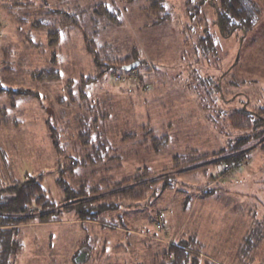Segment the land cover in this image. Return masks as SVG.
I'll use <instances>...</instances> for the list:
<instances>
[{
	"label": "rangeland",
	"instance_id": "1",
	"mask_svg": "<svg viewBox=\"0 0 264 264\" xmlns=\"http://www.w3.org/2000/svg\"><path fill=\"white\" fill-rule=\"evenodd\" d=\"M164 1L172 18L154 25L147 17V0H0V83L39 93L13 102L0 96V189L41 178L57 208L63 197L56 181L61 167L86 154L78 141L81 132L87 133L83 121L91 128L90 143L95 130L102 129L109 149L100 163L78 165L66 178L70 186L170 170L173 157L189 151L198 161L184 170L213 163L212 155L233 138L224 134L234 133L227 115L214 117L199 101L200 96L206 103L218 96L208 82H200L205 78L221 85L219 108L264 106V0H255L261 10L255 25L230 37L220 35L214 8L207 7L214 46L205 51L198 43L204 33L193 25L197 18L189 17L184 0ZM97 3L118 10L116 18L95 14ZM52 10L81 11V17L79 24H64L50 47V28L34 23L44 19L51 24L52 18L58 23L62 16ZM83 30L97 45L110 44L112 56L137 48L144 64L126 71L125 81L115 83L109 73L81 86V92L79 81L95 73ZM44 67L56 68L59 78L32 75ZM152 135L167 138L157 147ZM102 217L116 225L80 221L73 212L59 221L19 225L23 248L15 264H74L72 254L84 240L91 245L88 264H154L171 243L190 237L197 241L192 252L199 264H264V167L257 158L235 174L222 173L219 164L198 168L176 177L171 188L127 200ZM249 236L257 243H246Z\"/></svg>",
	"mask_w": 264,
	"mask_h": 264
},
{
	"label": "trees",
	"instance_id": "2",
	"mask_svg": "<svg viewBox=\"0 0 264 264\" xmlns=\"http://www.w3.org/2000/svg\"><path fill=\"white\" fill-rule=\"evenodd\" d=\"M147 2H149L146 11L148 14L147 17L153 19L152 24L159 25L172 18L170 8L164 0H147ZM184 5L189 17L197 18L193 25L198 28L200 27L202 33H204L199 37L200 40L198 41L200 47L204 48V51L205 49H212L214 46L213 36L209 32L206 15L204 13L207 7L211 6L214 8V22L218 27L220 35L223 37H230L238 32L242 34L243 31L250 30L261 14L260 5L255 0H184ZM94 9L93 12L95 14L102 13L103 11L109 16L112 14L115 18L117 13H119L118 10L113 13L112 9H109L105 3H97ZM80 12L77 11L67 14L63 10H52L50 13H53V15L62 16L60 21L57 20L58 23L54 22L55 19L52 18L53 22L51 24L46 23L43 19V22L36 20L34 25H41L45 29L50 28L47 30L49 37L48 45L50 47L55 46L59 40L64 24H79ZM65 19L68 22H62ZM203 35L206 37H203ZM83 36L87 50L93 55L95 73L93 76L79 81V90L81 92L84 91L83 89L86 85L91 82L104 80L105 76L109 73H112V79L116 75L126 74L127 72L122 69L125 65L135 61L139 62L138 66L144 64L138 49L135 47L129 49L123 57H116L112 56L113 47L110 44L103 43L97 45L93 38H91L93 36L90 35L91 37H89L85 30H83ZM10 50L11 47L4 48V55L7 56ZM53 60L55 61L56 59ZM31 73L38 79L59 78V72L54 67L35 69ZM135 78L138 79V77ZM139 79H142V76ZM205 80L206 78L200 80V82L202 84L208 82V85L213 89V94H218V96H212L208 103L203 101L204 99L200 96L198 97L199 101L203 103V108H208L210 115H214V117L227 115L229 128L234 133L226 132L224 134L227 137L233 138L228 143H224L212 155L215 158L214 162L205 166L219 164L222 173L228 170L235 174L240 173L243 167L249 164L252 159L260 158L261 165L264 167V162L262 161L264 159V106L219 108L215 105L218 99H223L220 93L221 85L218 79ZM114 82L118 83L115 80ZM69 83L72 82L69 81ZM81 86H83V89ZM3 94L8 96L10 101L13 102L17 97H26L28 95L36 96L39 93L24 88H6L0 83V96ZM83 122L81 129L87 133L81 134V132L78 135V141L86 151V154L82 159L70 158L69 165L61 167L56 181L62 188L63 197L61 203L57 205V208L55 207L56 203L48 197L47 192L43 189L41 178L31 177L0 189V264H15L16 255L23 248V241L20 237L21 226L19 225L30 223L36 219L39 222L59 221L68 212H73L80 221H105L108 224H112L102 217L105 212H114L121 209L122 204L127 200L137 201L148 194L153 195L156 191L169 189L173 186L176 177L179 175H184L189 171L194 172L198 168L202 170L206 169L205 166L201 165V167H193L191 170H184V166L198 161L197 154L189 151L188 153L176 154L173 157L174 164L171 168L173 172H171V169H164L159 173H137L133 176L123 178L120 181H114L112 177H109L102 178L98 183H93V185H88L83 181L75 187L70 186L66 178L69 174L73 173L78 165L100 163L107 155L109 149V142L104 135V131H101L102 129L95 130L96 134L93 137L95 142L93 144L90 143L91 138L88 129L91 128H89L86 121ZM49 129L53 131V128ZM99 136H101L100 139ZM97 138L99 140H96ZM166 138V136H162L157 139V137L152 135V142L158 147V144L162 145ZM53 144L56 150L61 151L59 143L54 141ZM58 153L62 154V152ZM112 158L115 159L116 157ZM135 203L137 202H133L132 205ZM244 241L246 243H252L250 236ZM256 243L254 242L252 244ZM196 246L197 241L193 237L171 243L165 251L155 256L154 264H199L198 255L192 252ZM90 248L89 240H84L72 254V262L74 264H88ZM205 264L211 263L205 261Z\"/></svg>",
	"mask_w": 264,
	"mask_h": 264
},
{
	"label": "water",
	"instance_id": "3",
	"mask_svg": "<svg viewBox=\"0 0 264 264\" xmlns=\"http://www.w3.org/2000/svg\"><path fill=\"white\" fill-rule=\"evenodd\" d=\"M138 65H139V62L135 61V62H132V63H130L128 65L123 66L122 69L125 70V71H130L131 69L136 68Z\"/></svg>",
	"mask_w": 264,
	"mask_h": 264
},
{
	"label": "built area",
	"instance_id": "4",
	"mask_svg": "<svg viewBox=\"0 0 264 264\" xmlns=\"http://www.w3.org/2000/svg\"><path fill=\"white\" fill-rule=\"evenodd\" d=\"M128 77L129 76H127L126 74H124V75H116L115 77H114V80L115 81H118V82H120V81H125V80H127L128 79Z\"/></svg>",
	"mask_w": 264,
	"mask_h": 264
}]
</instances>
